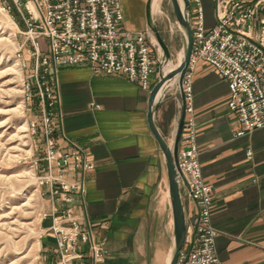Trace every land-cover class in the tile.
Segmentation results:
<instances>
[{"label": "crops", "instance_id": "1", "mask_svg": "<svg viewBox=\"0 0 264 264\" xmlns=\"http://www.w3.org/2000/svg\"><path fill=\"white\" fill-rule=\"evenodd\" d=\"M147 2L122 0L127 29L147 28ZM58 77L56 136L64 146L70 140L82 147L92 165L85 175L86 193L75 195L71 207L104 244L103 264H168L173 215L162 203L168 174L149 126L151 92L120 75L94 74L87 66L62 67ZM193 91L203 176L215 192L212 223L219 231L221 264H264V129L235 136L241 125L228 107V83L209 64L196 66ZM171 96L162 98L156 122L173 148L183 106ZM186 211L195 213L196 207L186 204ZM51 226V217L42 220L45 264L59 261Z\"/></svg>", "mask_w": 264, "mask_h": 264}, {"label": "built area", "instance_id": "2", "mask_svg": "<svg viewBox=\"0 0 264 264\" xmlns=\"http://www.w3.org/2000/svg\"><path fill=\"white\" fill-rule=\"evenodd\" d=\"M215 24L207 27L203 0H188L193 45L183 79L185 121L179 145L183 195L196 212L187 214V234L177 264H221L216 249L219 231L212 223L215 192L203 176L194 116L193 79L196 66L207 63L229 86L228 107L241 129L236 137L264 129V0H212ZM4 10L25 28L18 58L26 71L28 101L39 103L38 149L44 165L38 183L46 187L52 218L49 229L57 240L58 264H103L104 244L89 221L75 214V195L86 193V173L92 168L86 151L56 136L60 124L59 70L87 66L94 74L120 75L147 92L153 89L160 55L150 29L124 26L122 0H4ZM249 157L252 153H248ZM69 174H76L69 180ZM62 203L59 206L57 203ZM87 221V222H86Z\"/></svg>", "mask_w": 264, "mask_h": 264}, {"label": "rangeland", "instance_id": "3", "mask_svg": "<svg viewBox=\"0 0 264 264\" xmlns=\"http://www.w3.org/2000/svg\"><path fill=\"white\" fill-rule=\"evenodd\" d=\"M3 2L0 0V264H45L41 223L50 212V204L49 197L43 195L46 187L38 183L37 167L41 169L44 165L42 152L38 149L42 137L40 130L34 133L31 128L32 119L40 117L39 103L35 99L28 101L24 94L26 71L21 69L18 74L13 68L16 61L22 68L17 51L23 37L14 25H10L15 13L8 14ZM203 6L207 27H212L215 24L214 3L203 0ZM157 8L156 13L154 11L157 28L169 48L170 60L178 64L186 46L182 26L177 21L171 0H159ZM17 21L23 30L22 20L17 17ZM10 36L13 42L5 41ZM152 39L156 43L153 34ZM157 52L160 55L158 45ZM163 70L158 61L156 83ZM166 95H172L177 104L184 105L181 89L169 88ZM25 123L27 130H20ZM168 186V183L164 186L162 203L172 218Z\"/></svg>", "mask_w": 264, "mask_h": 264}, {"label": "water", "instance_id": "4", "mask_svg": "<svg viewBox=\"0 0 264 264\" xmlns=\"http://www.w3.org/2000/svg\"><path fill=\"white\" fill-rule=\"evenodd\" d=\"M182 1L184 4L183 8L181 7L180 0H171L177 21L182 27H184L186 32L185 59L181 64V66L179 67V69L177 70V73H179L180 75V89L184 101L183 79L189 64L190 55L192 51L193 31L191 24L189 2L188 0H182ZM146 13H147V22H148L147 27L152 32L154 38L156 39V42L161 48L162 57L165 58L164 60H170L169 48L165 43L156 25V21L152 11V0H148L147 2ZM159 61L162 67L161 56L159 58ZM174 75L175 73L174 74L171 73L169 75H164L163 72L160 73L159 80L153 87L149 96V110H148V121H149L150 130L154 138L158 142L159 147L164 155L166 167H167V174H168V184H169V193H170V200L172 206L173 228H174L173 245H172V250L168 264L178 263L179 255L185 244L186 234H187L186 201L181 189V181L185 182V179L179 167V145H180V140H181L184 121H185L184 105H183L181 121L179 124L178 132L173 148L170 146L168 137L164 134V132H162V130L159 128L156 122V112L167 89L159 98H157V96L161 91V89L164 87V85Z\"/></svg>", "mask_w": 264, "mask_h": 264}, {"label": "bare ground", "instance_id": "5", "mask_svg": "<svg viewBox=\"0 0 264 264\" xmlns=\"http://www.w3.org/2000/svg\"><path fill=\"white\" fill-rule=\"evenodd\" d=\"M159 0H152V11H153V14H154V11L156 13V9H159L157 8V4H158ZM180 4H181V7L183 8L184 7V4H183V1L180 0ZM7 15V14H6ZM155 15V14H154ZM11 19V18H10ZM11 23L10 25H14V27L16 29L19 30V27L15 24V22L11 19ZM183 29V33H184V36L186 38V32H185V29L184 27H182ZM5 41H10V42H13L11 36L8 37V38H5ZM156 44L158 45V43L156 42ZM158 48L160 49V52H161V48L159 47L158 45ZM185 48V47H184ZM183 48V53H182V58H181V61L180 63L176 64L174 63L173 61L171 60H164L165 58L162 57V53H160V56H161V61H162V65H163V68L164 70L162 71L164 75H169L171 73H175V75L164 85V87L161 89V91L159 92L157 98H159L164 92L165 90L169 89V88H178L180 89V75L179 73H177V70L179 69V67L181 66V64L183 63L184 59H185V52L186 50ZM17 62V61H16ZM15 62V65H14V70L18 73V74H21L22 72V68L19 66L18 62L16 63ZM20 130H24L26 131L27 130V125L26 123L23 124V126L20 128ZM28 175V174H26ZM169 185V184H168ZM167 194L168 196L170 197V193H169V186L167 188ZM172 207V206H171Z\"/></svg>", "mask_w": 264, "mask_h": 264}]
</instances>
